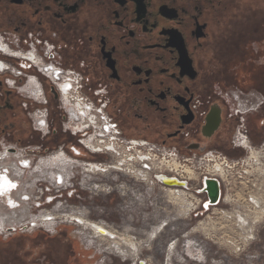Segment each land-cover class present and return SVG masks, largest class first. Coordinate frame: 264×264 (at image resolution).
Masks as SVG:
<instances>
[{"label": "flooded vegetation", "instance_id": "af4514ba", "mask_svg": "<svg viewBox=\"0 0 264 264\" xmlns=\"http://www.w3.org/2000/svg\"><path fill=\"white\" fill-rule=\"evenodd\" d=\"M260 47L264 0H0V234L17 230L2 214L16 207L14 193L25 189V199L28 191L44 183L60 187L64 180L78 182V169L86 174L85 189L93 194L117 192L124 206L138 202L143 207L153 193L152 175L147 180L149 195L140 194L134 173L120 167L123 160L109 163L95 156L110 154L98 141H119L132 156L142 148L144 156H152L151 144L190 158L216 148H244L235 141L240 133L249 140L238 126L251 112L252 101L247 100V88L236 83V63L251 60ZM53 64L62 69L51 73L57 79L67 69L79 73L82 92L104 104L121 137L146 143L120 141L95 108L81 101L69 78L59 87L50 79L45 66ZM40 110L46 115L45 131L35 119ZM211 111L217 117L212 125L207 121ZM66 113L72 124H67ZM73 125L78 130H72ZM30 129L41 138L68 130L72 143L38 156L30 168L27 153L45 151L29 145ZM51 159L62 160L64 167H48ZM95 174L102 178L97 184L98 178H90ZM59 208L27 216L21 228L44 226L45 213L55 214ZM73 208L72 221H80L85 213L88 218L87 209ZM93 222L116 233L128 231L102 220ZM55 226L52 234L60 225ZM1 235L0 248L6 244L9 249V239L2 241L7 235ZM48 253L41 258L55 264ZM19 256L11 260L18 262ZM36 256L32 264H42Z\"/></svg>", "mask_w": 264, "mask_h": 264}, {"label": "rangeland", "instance_id": "374dc122", "mask_svg": "<svg viewBox=\"0 0 264 264\" xmlns=\"http://www.w3.org/2000/svg\"><path fill=\"white\" fill-rule=\"evenodd\" d=\"M235 75L237 77L236 83L245 89L247 88L246 97L248 102L263 100L264 92L257 88H264V48L260 47L259 53L255 57L253 56L251 60L246 59L243 63H236ZM96 106H99V104H96ZM67 116L68 124L71 119H69L68 114ZM108 117L111 118L110 115ZM241 125L242 127H240ZM239 128L247 131L248 139L253 149L248 151L244 148H216L230 161L223 164L227 171L224 178L216 175L211 176L207 173V169L213 165V162L207 157L203 159L198 157L187 163V168L194 171L193 177L190 178L187 177L186 172L182 171L181 167H178V173H175L174 171H168V166H162L167 171L163 172L161 170V172L167 173L168 176H178L181 180L185 178V187H170L171 189L183 190L186 198L183 199V202L178 200L176 203L166 202L164 190L167 189H162L166 185L154 179V174L152 173L153 179L150 180V183L154 184L153 193L143 201V207H140L138 202L135 207L129 203L124 206L125 203L121 201L117 192H112L108 195H96L85 189L86 179H82V175L86 174L77 168L78 171H75V175L77 176L76 180H79L78 182H72L71 180L72 183H68V181L64 180L61 182L60 187L53 185V183H50V185L44 183L35 187L32 191H28L25 199L21 197L25 189H23L24 192L20 189L14 193L15 199L21 204L18 205L17 203L14 209L8 207L2 210V214L6 217L7 222L10 221L11 224L15 225L17 230L11 229L9 234H0L1 236L7 235L2 241L9 239L10 245L8 248L17 246L15 251L18 252L19 250L21 252V256L18 257L20 264H27L28 261L29 253L24 251L25 248L34 247L35 245L42 247V244L46 242L55 244L56 240L61 241L58 244L59 248H65L66 255L61 256L63 264H131V260L122 259V256L115 249H112L113 247L110 248L111 244L109 241L104 242L96 236L90 237L91 232L82 230L76 221L71 222L67 219L58 221L57 225L60 226L55 234H49L53 230L52 226L56 227L54 225L41 227L36 224L21 228V225L29 221V218L26 219L27 216L53 210L57 207H60L59 210L62 208V211L74 209L71 207H82L90 212L88 215L90 220H102L109 226L120 227V229H138L140 224L146 223L145 232L148 234L152 228L161 225V231L155 234L153 241L143 242L146 245L142 244L138 251L124 247V250H130L137 254V264H147L150 259H153L157 264H165L167 252L169 254V247L172 244L171 250L175 251L176 254L171 264H264V103L259 105L255 111L245 114L243 123L241 121ZM110 129L112 130L111 127ZM28 142L31 147H39L40 151L42 148L45 149L41 153H27L30 158L29 166L34 168L35 165H32L38 156L51 154L60 149L59 146L62 144L68 146L72 143V139L68 130L65 133L58 132L57 134H49L41 138L39 134L33 133L30 129ZM153 146L160 152L158 153L159 158L168 160L167 148H162L159 144H153ZM164 152L167 154L163 155ZM251 152H256L260 156L258 161L250 158ZM95 156L101 159L104 158L109 163L113 162V158H115L110 154H103L101 157L100 155ZM12 162L14 163L15 161ZM157 174H160V171H157ZM209 175L220 181L221 196L220 201L216 205L204 206L207 195L205 192L200 191V188L204 176ZM90 178L93 180L99 179L96 180L97 182L93 181V183L96 182L95 184L102 179L100 175L96 174ZM32 180L34 178L30 179V184L33 183ZM150 183L147 181L138 183L139 187H137V190H139L140 194L149 195V190L147 191V189H152ZM73 187L76 188V191H73ZM135 193H133L134 198L137 197ZM228 196L231 200L225 202L224 198ZM252 197L259 199V205L252 203L254 202ZM188 202L193 204V207L190 211L183 210ZM154 204L156 207L158 206V211H160L159 207H162L163 210L158 212L159 218L156 221L150 222L146 218L152 212ZM59 213L66 212H57L55 215L58 217ZM177 213L183 218L171 222L170 219H175ZM74 214L75 212L72 215ZM196 227H198V230L194 231ZM44 228L50 232H45ZM41 233H46L47 235L43 236ZM58 233L61 234V239H56ZM142 239L144 240L145 237ZM47 247L50 249L48 245ZM4 250L9 255L13 253V251ZM169 255H171V251ZM41 257H39L41 263L47 264L48 262L43 261ZM36 259L32 258L33 261H36ZM5 261H9V258L5 259ZM18 262L15 261L13 264H18Z\"/></svg>", "mask_w": 264, "mask_h": 264}, {"label": "bare ground", "instance_id": "6f19581e", "mask_svg": "<svg viewBox=\"0 0 264 264\" xmlns=\"http://www.w3.org/2000/svg\"><path fill=\"white\" fill-rule=\"evenodd\" d=\"M62 87H63V84H62ZM111 139H113V138H111ZM93 143H94V141H93ZM98 143L104 144V146L107 147L106 149L109 151L108 153L113 155L115 157V159L117 158L118 163H119V160L120 161L123 160L122 163L120 162V167H125L124 170L128 171L129 173H130V171L133 172L134 175H132L131 177H133V179H135V181L137 183H140V181H142V182L147 181L148 179H150V175H153V174H154V178L158 181H161V178L168 179V177H172V176H168L167 173H163V172H166L167 170H165L166 168H164L162 166H168V171H174L175 173H178L177 172L178 167H181L182 171L186 172L188 178L193 177V175H194L193 174L194 171L187 168L186 165H180V164H177L176 162H174L172 164H168V160H166V158H159L158 153H160V152L153 145L151 147L152 156L148 155V154L146 156H144V154H145V151H143L144 148H142L141 153L136 154L137 153L136 152L135 156L134 155L132 156L131 155L132 153L131 154L127 153L126 146H125V148L123 146H121L119 141H116V140H110L109 141L107 139L104 142L98 141ZM240 145H242L248 151L253 149V147L250 145L249 140H247V139L243 140L240 143ZM92 146H94V145H92ZM96 147H98V146H96ZM145 148H147V147H145ZM166 154L167 153H165V152L163 153V155H166ZM259 157L260 156L256 152H251L250 158H253L254 160L258 161ZM250 158H248V160H250ZM134 159H135V161H133ZM51 160H49L48 163H46V165L48 167H49L50 163H51V165L55 164L56 167L58 166L61 169L65 165L62 160H59V159L52 160V161ZM132 163L135 164V167L132 166ZM156 168H157V171H160V174H157ZM161 170H163V172H161ZM226 172L227 171H226L224 165L222 163H219V162L214 163L213 165H211V168L207 169L208 174H210L211 176L216 175L220 178H224ZM210 175H209V177H210ZM173 177H176V176H173ZM176 178L180 180V177L178 178V176H177ZM184 180H185V178H184ZM166 181L168 182V180H166ZM147 182H149V181H147ZM164 185H166V184H164ZM170 187L171 186H168V185L162 187V189H167V190H164L166 202L176 203L177 200L183 202V199H186L185 193L183 192V190L171 189ZM148 190L149 189H147V191ZM138 196H139V198H138ZM136 199L138 201H141V196L137 195ZM252 199L254 200V202H252L254 205H257V204L259 205V199L257 197H252ZM230 200H231V198L229 196L224 198L225 202H229ZM157 207L155 204H154V206H152V210H151L152 212H150V214H151V216H154V218L150 217L151 218L149 220L150 222L156 221L159 218L158 212H161V210H163L162 207H159L160 211H158ZM192 207H193V204H190V202H188L185 204V207L183 208V210H186V211L189 210L190 211ZM71 208H73V207H71ZM58 212H66V213H59L58 217L55 215L56 213L55 214L49 213V212L45 213V218H44V226L45 227H50L51 225L55 226L57 224L56 222H58L62 219L63 220L67 219V220L72 221L73 217H74V216H72V214L75 211H74V209H71V210L65 209L62 211V208H61ZM80 212L83 213L81 210H80ZM181 212H182V210H181ZM178 214L179 213H177V217L175 219H170V221L173 222V221H177V220H180L183 218L181 215H178ZM86 215L87 214L85 213V217H81L80 221L76 220V222L79 223V226L81 227V229L82 230H89L91 232L90 237L96 236V237L102 239L104 242L109 241L111 244L110 248L113 247L112 249H115L116 252H118L120 254V256H122V259L131 260V262H132L131 264H137L138 259L136 260L137 254L134 253L133 251H130V250H137L138 251L139 248L142 247V244L146 245V243L144 244L143 242H148V241L152 240L154 238V236H156L155 234H157V232L161 231L160 230L161 225H159L156 228L151 227L152 229L150 228L151 230L149 231L148 234H146V232L142 228H144V227L147 228V225H146V223H142V224H140V227L138 229H131V230H128L127 232L123 231L122 233H116L114 230H112V228L105 226L103 223L93 222L94 220L90 221V219H88L86 217ZM167 217H168V215H167ZM255 217H253V218H255ZM53 218H55V220H53ZM0 228H1V223H0ZM197 230H198V227L194 228V231H197ZM144 237H145V239L143 240L142 238H144ZM172 246H173V244L170 245V247H169V254L171 251V255H169L167 252V258L165 260V262H166L165 264H171L172 260L174 259V255L176 254L175 251L171 250ZM124 247H128L130 250H127L128 251L127 252L126 250H124ZM125 256H127V257H125ZM147 264H157V263L153 259H150L147 261Z\"/></svg>", "mask_w": 264, "mask_h": 264}, {"label": "built area", "instance_id": "2783aa9c", "mask_svg": "<svg viewBox=\"0 0 264 264\" xmlns=\"http://www.w3.org/2000/svg\"><path fill=\"white\" fill-rule=\"evenodd\" d=\"M45 68H46V72L49 73L50 79L52 81H54L58 87L60 86V84L62 82H64L63 80L65 78H69V81H71V83L73 85L74 91L80 97L81 101L86 103L90 107L93 106L92 107L93 109L95 108L94 110L97 112V114L104 121V126L106 124L108 126H110L112 128V130L114 131V133L119 137L120 141L122 140L123 143H128V142H136V143H144V144L146 143L144 141L127 140V139L121 137L115 123L114 122L112 123L111 118H109L108 114L105 112L104 107H103L104 104L101 103V104H99V106H96V103L94 102V100L90 96H88L87 94H83L81 76L79 75V73L75 72L74 70L67 69V70H65V74L64 73L61 74V76L59 78L60 80H59L54 75H52L51 73L58 72V71L60 72L62 70L61 67H59L56 64H53V65H47V66H45ZM237 96H238V92L235 93V97H237ZM262 101L263 100L260 99L259 101L257 100L256 102L249 103V110L255 111L259 107V105H261ZM35 119L37 120V126L39 127V129H41L42 131H45L47 129V121H46V115H45L44 111L40 110L37 113H35ZM71 129L75 130L76 127L74 126V128L72 127ZM76 130H78V129H76ZM243 140H245V135L240 133L239 138L237 137V139L235 141L236 145L240 144ZM151 145H153V144H151ZM99 152L105 153V151H103V150L99 151ZM205 157L209 158L213 162V164L216 162H219L222 164L230 162L225 155H223L222 153H220L218 151H208V152L204 153L203 156L199 157V159H203ZM193 160H195V158L180 156L179 153H177L176 150L173 148L168 149V164H172V163L176 162L177 164H180V165H187V163H189ZM104 168H106V166H104L103 169ZM204 177H206V176H204ZM204 186L205 185H204V178H203L200 191L203 189ZM52 228H53V230L51 232L45 228H44L45 229L44 231L48 232V233L50 232V234H52L55 231V227L52 226Z\"/></svg>", "mask_w": 264, "mask_h": 264}, {"label": "trees", "instance_id": "16d2710c", "mask_svg": "<svg viewBox=\"0 0 264 264\" xmlns=\"http://www.w3.org/2000/svg\"><path fill=\"white\" fill-rule=\"evenodd\" d=\"M58 229H59V227H58ZM58 232V231H57ZM41 234H43V236L44 235H47L46 233H41ZM17 238V237H16ZM57 238H60L61 239V234H59L58 233V235H56V239ZM58 241L59 240H56V242H55V244L54 243H48V242H46L45 244H42L43 246L42 247H38V246H34V247H29V248H25L24 249V251H27V253H29L28 255V261H27V264H32V258L34 257V258H37V256L36 255H41V254H45V255H47V253L49 252L50 253V256L52 257V259H53V262L55 263V264H63V260H62V258H61V256H64V255H66V253H65V248H63V249H61V248H59L58 247V244H60L61 243V241H59V243H58ZM64 241V240H63ZM27 244H29V243H27ZM51 244V245H50ZM6 244H3L2 246H4V248L5 249H7L6 248V246H5ZM47 245L50 247V249L47 247ZM54 245V246H53ZM0 247H1V245H0ZM8 247V246H7ZM17 247V246H16ZM15 247V249H17ZM15 249L13 248V250L12 249H7V250H9L10 252H12L13 251V253H10V255L8 254V253H6L7 251L6 250H4L3 248L1 249L0 248V263L1 264H13V261L11 260V257H14L15 256V254H17V255H21V252L18 250V252H16L15 251ZM47 250H49V251H47ZM63 250V251H62ZM48 253V254H49ZM7 258H9V261H5V259H7ZM15 262V261H14ZM15 264V263H14ZM20 264V263H19Z\"/></svg>", "mask_w": 264, "mask_h": 264}, {"label": "water", "instance_id": "95a60500", "mask_svg": "<svg viewBox=\"0 0 264 264\" xmlns=\"http://www.w3.org/2000/svg\"><path fill=\"white\" fill-rule=\"evenodd\" d=\"M209 124H214L217 121V117L213 115V112L209 114L207 119ZM168 180V182L166 181ZM161 182L168 186H181L184 187L186 182L184 180H179L176 177H168V179L161 178ZM204 187L201 191L205 192L207 199L204 203V206L216 205L220 200L221 191H220V182L217 178L214 177H204Z\"/></svg>", "mask_w": 264, "mask_h": 264}]
</instances>
